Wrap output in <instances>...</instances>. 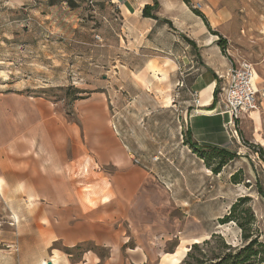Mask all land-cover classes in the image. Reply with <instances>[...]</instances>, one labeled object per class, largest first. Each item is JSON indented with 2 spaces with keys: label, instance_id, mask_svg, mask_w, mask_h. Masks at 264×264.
I'll list each match as a JSON object with an SVG mask.
<instances>
[{
  "label": "crops",
  "instance_id": "1",
  "mask_svg": "<svg viewBox=\"0 0 264 264\" xmlns=\"http://www.w3.org/2000/svg\"><path fill=\"white\" fill-rule=\"evenodd\" d=\"M204 1L211 7L223 0ZM119 4L123 35L132 45L139 40L142 53L136 69L124 64L121 69L151 99L152 110L167 109L168 101L178 109L187 125L181 142L190 157L203 164L190 152V145L225 149L240 157L241 134L256 145L264 142V99L257 112L243 117L250 127L244 125L237 139L230 136V117L218 101L232 65L213 33L227 19L225 11L209 18L189 10L184 0H120ZM145 6L152 18L143 17ZM253 71L254 88L261 92L264 85ZM192 92L200 97L197 109ZM76 110L80 128L56 121L49 106L27 96L0 92V194L20 195L19 201L10 203L14 221L22 227L18 232L30 233L36 241L30 255L37 262L182 264L193 244L217 234L212 226L221 218L197 214L191 198L211 175L206 167L203 179L198 175L192 183L196 163L181 164L178 153L168 157L159 152L158 162L148 155L134 159L112 130L101 93L79 99ZM89 161L112 172L107 201L94 206L71 182L72 165L81 164L74 171L79 174L82 169L86 172ZM84 246L89 249L75 261L73 252Z\"/></svg>",
  "mask_w": 264,
  "mask_h": 264
},
{
  "label": "rangeland",
  "instance_id": "2",
  "mask_svg": "<svg viewBox=\"0 0 264 264\" xmlns=\"http://www.w3.org/2000/svg\"><path fill=\"white\" fill-rule=\"evenodd\" d=\"M119 3L120 0H20L14 4L12 0H0V92H16L49 106L56 121L79 128L77 102L92 93H101L110 110L112 130L134 159L148 155L158 162L159 152L168 157L178 153L181 164L196 163L192 183L198 175L199 180L203 179L204 164L190 157L181 142L187 125L178 109H172L168 101L167 109L152 110L151 99L121 69L122 64L136 69L142 53L139 40L132 45L130 38L123 35ZM186 5L209 18L227 13V19L215 28L218 37L225 41V54L233 65H251L259 76L258 82L264 85V0H223L211 7L208 1L187 0ZM261 121L264 138V115ZM244 125L250 127L242 118L236 128L239 138ZM241 135L242 156L219 175L205 178L204 186L191 196L197 214L210 213L219 218L229 214L238 198L251 199L240 208L250 207L254 215V221L242 215L251 237L247 242L241 239L236 223L219 225L218 218L213 222L215 232L238 249L252 239L264 244V142L256 145L247 134ZM229 150L235 151L233 147ZM80 165H72L71 182L88 205L107 201L110 168L89 161L86 172L82 169L77 174L74 171ZM234 174L240 183L231 182ZM19 200V194H0V264H40L36 256L30 255L36 241L31 240L30 233L18 232L17 228L22 227L14 221L15 209L10 203ZM23 228L29 230L30 226ZM54 248L62 250L59 244ZM86 249L89 246L75 250L73 259L77 261ZM204 249L208 259L226 252L219 237ZM253 250L257 255L252 264H264V248L255 246ZM194 255L199 256L196 252Z\"/></svg>",
  "mask_w": 264,
  "mask_h": 264
},
{
  "label": "trees",
  "instance_id": "3",
  "mask_svg": "<svg viewBox=\"0 0 264 264\" xmlns=\"http://www.w3.org/2000/svg\"><path fill=\"white\" fill-rule=\"evenodd\" d=\"M187 2V0H184ZM149 9L148 6H145L143 9V17L144 18H152L147 10ZM199 14L198 11H195ZM214 35H217L213 32ZM218 44L225 50V41L219 37ZM187 136V135H185ZM188 145H190L187 142ZM193 150V153L197 155V157L203 162L204 166L211 172L212 175L217 176L221 173L223 168H225L229 163L233 162L236 159V155L232 152L219 149V148H206V149H199L194 148V146L190 145ZM237 175L234 174L231 176V182L238 184L240 182H236ZM260 195V193H259ZM251 201L249 197H241L238 198L237 201L232 204L229 210V214L223 216L221 219L218 220L219 225H226L231 222L237 224L239 230L241 231V239L244 241H248L251 237L249 235V230L245 227L246 222H243L242 215L245 214L248 221H254V215L250 207L246 209H240L242 204L248 203ZM250 223V222H249ZM219 237L222 241L223 248L226 252L220 256H216L213 259H208L207 253L204 248H206L211 240L214 238ZM264 248L263 243H259L257 239H252L249 243L243 248H232L231 244H229L224 237L219 234H212L208 239L193 244L189 251L187 252L182 264H252L253 258L257 255V252L254 251V247ZM197 253L199 256H195L194 253Z\"/></svg>",
  "mask_w": 264,
  "mask_h": 264
},
{
  "label": "built area",
  "instance_id": "4",
  "mask_svg": "<svg viewBox=\"0 0 264 264\" xmlns=\"http://www.w3.org/2000/svg\"><path fill=\"white\" fill-rule=\"evenodd\" d=\"M195 9L200 10L199 6ZM192 97L195 109H197L200 104L199 94L192 92ZM260 99H264V89L261 92L255 90L254 71L251 65H230L226 82L219 88L218 101L224 106V113L230 117L228 125L232 138H238L236 128L240 120L259 110ZM154 160L157 161L158 158Z\"/></svg>",
  "mask_w": 264,
  "mask_h": 264
},
{
  "label": "water",
  "instance_id": "5",
  "mask_svg": "<svg viewBox=\"0 0 264 264\" xmlns=\"http://www.w3.org/2000/svg\"><path fill=\"white\" fill-rule=\"evenodd\" d=\"M47 264H51V263H47Z\"/></svg>",
  "mask_w": 264,
  "mask_h": 264
}]
</instances>
